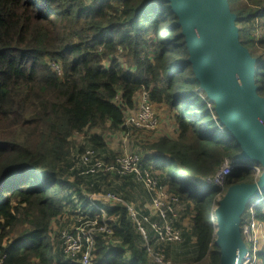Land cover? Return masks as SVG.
Here are the masks:
<instances>
[{
    "label": "trees",
    "instance_id": "trees-1",
    "mask_svg": "<svg viewBox=\"0 0 264 264\" xmlns=\"http://www.w3.org/2000/svg\"><path fill=\"white\" fill-rule=\"evenodd\" d=\"M228 3L237 15L239 41L256 59L257 92L264 98V0ZM201 86L168 0H0L3 264H80L60 246L66 228L56 232L54 227L66 216V227L74 224L81 215L85 222H97L92 226L95 263L152 264L127 206L112 202L100 211L89 201L91 195L111 192L134 204L125 183L149 192L145 183L133 174L81 175L79 159L93 150L113 162L117 154L109 149V139L128 132L127 114L138 108L144 90L156 108L173 115L177 126L173 136L142 141L145 155L137 151L143 169L157 174L182 207L173 219L181 241L160 243L159 248L169 264H179L170 263L167 253L174 245L190 248L191 231L196 260L190 264H220L215 206L231 186L258 181L253 166L262 165L241 159L242 146ZM226 160L237 164L225 189L207 186L204 179ZM149 196L152 202L153 194ZM190 211L192 222L185 227ZM256 216L264 222V202ZM101 226L110 233L100 231ZM258 258L264 264V249Z\"/></svg>",
    "mask_w": 264,
    "mask_h": 264
},
{
    "label": "water",
    "instance_id": "water-1",
    "mask_svg": "<svg viewBox=\"0 0 264 264\" xmlns=\"http://www.w3.org/2000/svg\"><path fill=\"white\" fill-rule=\"evenodd\" d=\"M168 1L179 18L201 90L215 101L218 118L242 146V160L263 167L258 181L231 186L215 209L220 264H240L246 252L242 217L249 203L264 197V98L257 92L256 59L239 41L237 15L228 0Z\"/></svg>",
    "mask_w": 264,
    "mask_h": 264
},
{
    "label": "built area",
    "instance_id": "built-area-1",
    "mask_svg": "<svg viewBox=\"0 0 264 264\" xmlns=\"http://www.w3.org/2000/svg\"><path fill=\"white\" fill-rule=\"evenodd\" d=\"M53 68L56 72L62 74L60 63L54 62ZM160 125L161 121L156 113L151 94L149 91L144 90L139 96L138 108L127 114L126 126L140 130L156 131ZM79 159L83 166L81 175L92 174L95 176L99 173L133 174L145 183L148 191L150 190V193L153 194L152 205L154 204L155 214L159 217V221L157 218L153 221L150 214H145L134 204L125 202L114 193L108 192L104 197L106 201L118 202L127 206L135 225L145 239V246L148 249L151 263L169 264L163 251H161L162 249L159 248V244L178 242L182 239L181 232L175 227V220H173L179 218L178 212L181 210L179 199L170 194H165L164 204L158 203V200L163 196L162 185H158V178L151 170L143 169L142 157L137 152L125 156L123 154L118 155L112 163H108L106 160L98 158L95 151L87 150ZM236 164L237 160H226L222 168L213 177L204 179V183L207 186L224 190L227 179L232 174ZM263 202L264 197L249 203L242 217V239L246 246V252L241 258L240 264H258L260 261L258 255L264 246V222L257 218L256 210ZM96 206L100 211H104L107 207L106 205ZM84 216L81 215L78 218L80 224L76 225L75 232H71L67 228L61 231L60 246L69 259L78 258L80 264H97L94 261L95 239L92 228V226L97 225V222H85ZM99 230L110 233L107 226H101ZM1 232L0 227V234ZM152 233L153 235H151ZM255 259L258 262H255ZM0 264H3L2 260H0Z\"/></svg>",
    "mask_w": 264,
    "mask_h": 264
},
{
    "label": "rangeland",
    "instance_id": "rangeland-1",
    "mask_svg": "<svg viewBox=\"0 0 264 264\" xmlns=\"http://www.w3.org/2000/svg\"><path fill=\"white\" fill-rule=\"evenodd\" d=\"M238 30H239V27H238ZM159 109H160V107H159ZM155 110H156V113L158 114V110H157L156 106H155ZM160 111H162L161 115H162V119L164 122L162 121V119L160 118V115L158 114V117L160 118V121H161V125L156 131H152L151 133H148V132L143 133V132L135 130L131 126H128V132H123L125 134L124 136L127 138L116 137V136L114 138L110 137L109 149L113 153H116L117 154L116 156H118V155L121 156L122 154H123V156H125L128 154L137 152V151H139L143 155H145V152H144L145 145H144V143H142V141L148 142V141H151L152 139L153 140L158 139V138H156V136H158L159 134H165L166 133L169 135H175L176 134L175 129L177 126L175 123H173V115L168 110H166L165 108H163L162 110H159V112ZM160 128H162V129H160ZM157 131H159V132H157ZM76 138H77V142H81V136H78ZM253 170H254V173L256 174L257 179L259 180L260 176L263 173V167L261 168L259 166H253ZM155 176L158 178V185H159L160 184L159 183V177L157 174ZM118 187H119V184H118ZM136 190L137 189H134V191H136ZM149 192H151V191L149 190ZM162 193H163V196L158 200V203H161L163 205L164 204L163 200L165 199V194L169 195V188L165 184L162 185ZM221 199L222 198H219L218 201H220ZM147 200H148V198H145V200H143V201L146 202ZM217 206H218V204L215 206V209L217 208ZM148 208L150 211V215L152 216V220L155 221V219L157 218V220L159 221L160 219L155 214V208H154V204L152 205V202H151V204H149ZM214 220L215 221L217 220L216 217H214ZM187 221H189L188 215L186 216V219L183 221L184 223L182 225H186L187 227H189L190 224ZM75 224H80L77 221V219L74 221V225L72 224L70 226V228H68V230H70L71 232H75L74 231L76 229ZM215 225H216V229H217V222ZM54 229L59 231V228L56 226L54 227ZM58 231H56V232H58ZM263 249H264V246L262 247V249L260 251H262ZM49 251H50V253H52L50 248H49ZM172 252H173L174 260H176L175 263L190 264V263H194L196 260L194 252L192 253L191 247L190 248H184V247L181 248V247H176L174 245V247L172 248ZM255 262H258L257 259H255ZM258 264H263V262L259 261Z\"/></svg>",
    "mask_w": 264,
    "mask_h": 264
},
{
    "label": "crops",
    "instance_id": "crops-1",
    "mask_svg": "<svg viewBox=\"0 0 264 264\" xmlns=\"http://www.w3.org/2000/svg\"><path fill=\"white\" fill-rule=\"evenodd\" d=\"M137 100H139V97L137 98ZM138 102V101H137ZM163 108H160L159 110H162ZM157 110H158V108H157ZM159 110H158V113H159V115H160V118L162 119V115H161V112L162 111H160L159 112ZM162 121H163V119H162ZM164 122V121H163ZM173 123H174V121H173ZM160 129H162V128H160ZM175 130H177V129H175ZM157 132H159V131H157ZM176 133H177V131H176ZM125 134L123 133V132H119V133H117V134H115L114 136H113V138L116 136V137H122V138H127V137H125L124 136ZM164 135H168V136H173V135H169V134H159L158 136H156V138H159L160 136H164ZM120 139V138H119ZM144 139V138H143ZM142 139V140H143ZM152 141V140H151ZM148 153V155L149 156H152L153 155V152L152 151H148L147 152ZM133 182L132 181H127V183H125V185H128L127 186V188L126 189H128L129 190V197H130V199L132 200V202L138 207V205H139V207L141 208V209H143V210H145L146 212H148V213H150V211H149V208H148V206H149V204H151V200H150V196H149V192H147V190L145 189V188H143L142 187V189L141 190H138L135 186H133ZM134 188L135 189H137L136 191H134ZM145 198H148V200L146 201V202H144L143 200H145ZM89 201H92V202H94V203H96L97 205H106L107 207H110L111 206V203L112 202H110V201H106V199H105V197L103 196V194L102 193H98V194H94V195H91V197H90V199H89ZM98 203H100V204H98ZM181 209H182V207H181ZM67 217V216H66ZM66 217L65 218H63L64 220L66 219ZM192 218H193V212L192 211H190V214H189V216H188V220L189 221H187V222H189V224H191V222H192ZM63 219H61V222H60V225L59 226H57L56 225V227H58V228H60V226H63L62 228H70V226L73 224V223H71V224H69L67 227H66V225L64 224V220ZM77 221H78V219H77ZM74 225V224H73ZM75 225H77V224H75ZM190 226V225H189ZM185 227H187L186 225H185ZM56 231H58V230H56ZM189 235H191V240H190V243H191V250H192V253L195 251V242H196V237L195 236H193L192 235V233H191V231H190V234ZM170 251H168V260L169 261H171L170 263H172L173 261H174V256H173V252H172V246L170 247V249H169ZM194 250V251H193Z\"/></svg>",
    "mask_w": 264,
    "mask_h": 264
}]
</instances>
